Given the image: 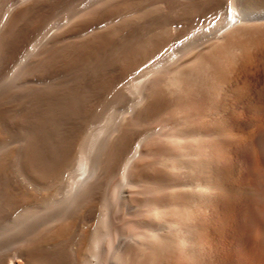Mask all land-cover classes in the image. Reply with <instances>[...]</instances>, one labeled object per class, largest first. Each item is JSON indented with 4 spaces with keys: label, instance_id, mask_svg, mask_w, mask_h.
Masks as SVG:
<instances>
[{
    "label": "bare ground",
    "instance_id": "bare-ground-1",
    "mask_svg": "<svg viewBox=\"0 0 264 264\" xmlns=\"http://www.w3.org/2000/svg\"><path fill=\"white\" fill-rule=\"evenodd\" d=\"M43 1L30 0L26 13H34ZM79 2L66 0L65 11L76 9ZM195 14L203 18L194 21ZM259 19H264V0H92L63 24L46 26L33 43L31 39L19 61L14 58L13 71L10 68L11 82L5 83L10 84L6 89L10 93H0V264H157L158 253L174 248L197 255L196 227L189 222L207 182L196 175L186 179L171 173L179 166L176 161L182 162L181 150L170 154L167 148L168 153L137 167L133 161L160 114H166L165 121L172 120L167 140L199 143L203 136L217 138L209 132L226 68L224 61L202 50L223 33ZM219 47L211 51L224 57ZM8 52L11 41L0 37V61ZM57 61L69 75L64 72L61 79L38 75L53 69ZM199 63L210 68L191 75L188 68ZM120 87L130 94L128 105L118 113L112 110L101 125L95 119L99 127L94 131L91 127L86 137L81 139L75 131L53 134L61 114L114 108L109 105L115 103ZM102 90L113 92L112 103L99 98ZM198 99L208 103L202 114L210 117L209 122L190 116L187 108ZM14 108L32 114L21 123L20 129L27 125L30 132L25 137L19 133L24 138L18 150L11 147L17 144H11L8 135ZM137 124L145 127L136 131ZM77 142L74 161L64 165L68 155L74 156L68 152ZM50 143L59 145L53 146L60 149H55L57 159L53 149L54 158L47 157ZM36 145L42 153L40 164L33 156ZM199 165L202 162L196 161L190 168ZM154 191L159 198L149 199L146 193ZM137 210L136 222L120 224V211Z\"/></svg>",
    "mask_w": 264,
    "mask_h": 264
},
{
    "label": "rangeland",
    "instance_id": "rangeland-1",
    "mask_svg": "<svg viewBox=\"0 0 264 264\" xmlns=\"http://www.w3.org/2000/svg\"><path fill=\"white\" fill-rule=\"evenodd\" d=\"M20 1L21 0H0V37L3 38V40L9 39L11 41V52H8L6 56L0 61V82L2 80L0 83V93L3 91L7 92L11 88V86H9L10 84L8 85L9 88L6 84H8L7 82H11V78L9 77H11L12 71L15 67V64L17 63V61H14V58L19 61L23 52L27 49V47H29L31 42L33 43L45 29H48L45 28L46 26L49 27L53 25H60L59 23L63 24L67 21V18L74 12V10L76 11L77 9L78 11L83 9L92 0H81L82 3L79 2L76 4V9L74 6L73 8L71 7V11L67 9V12L65 11L66 0H51V2L50 0H44L45 2L43 1L40 8L35 10L34 13H26V8L28 3H30V0H23L22 2ZM57 3L60 5L57 6ZM45 8L46 10H44ZM67 13H69V15H67ZM64 14L67 15L66 21H64ZM44 18L46 20H44ZM193 18V20L196 21L203 17L202 14H195ZM52 19H54V22ZM207 22L211 23L210 20ZM229 33L230 32L223 33L221 35L222 37H220V39L218 38L219 40L215 39L212 42V47L209 46L208 48L202 50L203 54L206 53L205 55L214 54L219 60H221V62L224 61L222 63L226 65H224L226 68L223 69L224 73H221L223 78H220L221 87L218 91L219 96L217 97V103L215 104L216 115L214 114L213 116L215 121L213 123L214 126H211V132H209L215 133L217 138L211 139L210 136H203L199 143L198 141H183L184 144L182 142L177 143L167 140L165 136L166 133L168 135L172 130V120L168 117V119L171 121L167 120V118L165 121L164 118L166 114H160V116H158L155 121L150 124V128L154 130L152 131L151 135L141 143L140 153L136 155V159L133 161V165L137 167L145 165L148 161L156 159V157L158 158L164 152L168 153V149L170 154H175L176 152L179 153L181 150L179 154L182 155V162L179 164V161H176V165L179 166H176V168L172 169L171 173L186 179L190 178L191 176L195 177L196 175L197 177L203 179L204 182L208 183H205V191L202 190L201 192V205L196 214L192 215L189 222L194 226V229L196 227V233H194V235L196 234L195 238L197 239L195 242L198 243L194 244L198 247L197 255L184 254L181 252V250L176 249V251L175 248L174 250L170 249L171 251L168 250V252H156L158 253V256L155 257L157 264H264V110L262 108V104L264 102V19L254 20L248 22L247 24L244 23V25H239L238 28L233 30L230 35ZM31 39L32 41L30 42ZM219 46L224 48V50L221 48L220 51V54L224 55V57H221V55H216V52L213 53V47L217 48ZM231 55L232 57H230ZM224 58L225 60H223ZM58 63V61L55 62L54 65L56 66H54L53 69H51L52 67L49 68L50 71L47 69L42 74L39 73L38 75L45 79L58 76V79L64 78L65 75H63V73L65 70L61 67H58ZM196 65L194 66L195 68H188V70H191L189 71L191 72V75H194L198 71L206 69L209 66L204 63L201 65L200 63ZM10 68L12 71H10ZM7 73L11 74L7 75ZM60 74H62V77H60ZM69 74L70 73H67V75ZM4 77H6L5 80ZM119 89V96H117L115 99L113 98L114 96L112 95L113 92H111V89V91L108 90L105 92V90H102L99 93V98H101V100L103 99L106 101H111L114 99L113 101L115 103H112L111 101L112 104L109 105V107H114L111 110L107 108L86 113L82 112L83 114H81V112H74L75 116L77 117H73L74 114L71 112H66V114L69 113V115L67 114L68 116L65 113L61 114L64 118L60 115V117L57 116L58 118L56 121L59 120L57 123H60L61 125L57 126L55 121V131H51L53 134L57 132L56 135L58 132L63 133V135L64 133L73 134L72 132L75 131V134L77 132L76 135L81 137V139L86 137L89 134V130L92 131L93 129H91V127H94V131L98 124L101 125L103 123L102 121H105L103 119L104 116L107 117L110 115L112 110L113 113H118L128 105L127 102L129 103L130 94L124 92L121 87ZM104 94L107 99L104 97ZM170 97L171 99H174V96ZM193 102H191L187 108L191 118L197 119L202 117L203 119V117H205V122H209L210 117L202 114V111L204 113V110L207 108V101L205 102L198 99V102L197 100ZM8 106L11 105L8 104ZM22 110H17L14 108L13 112L11 111L12 114L9 113V116L10 114L13 116L11 121L8 120V135H10L9 139L10 142H12L11 144H14V141H16L15 144H17L15 146H11L13 149H16V147L18 148L20 146L19 141H22V139L28 133L27 131L30 132V128H28L27 125L25 128L22 126L20 129L21 123L24 121V119L32 115L30 112L28 113V111H24V115ZM103 110L104 112H102ZM19 111L22 112V116ZM77 114L81 118V121H78L79 117ZM93 114L94 116H91ZM20 119L21 122H19ZM95 119L99 120H96L98 124H96ZM82 122H84V124ZM17 126H19L20 130ZM143 127H145V124L134 125L135 130H141ZM14 128H17V130L15 129L14 131ZM69 128H71V130ZM76 129L80 131H77ZM33 131L34 135H37V131H35V129ZM68 131H70V133ZM23 132L27 133H25L24 137L21 135L23 137L21 138L19 135ZM9 133H12V135L14 134L13 136H15L16 139ZM79 139L80 138H78L77 141L80 142L81 139ZM152 139H155L154 142ZM79 142H77L76 146L74 144L71 145L68 154L71 153V156H74L70 157L68 155L66 160L69 159V162L64 161V165H71V163L74 161L78 151ZM20 144L22 143L20 142ZM54 144L56 143L49 144V146H52H50L48 149L47 157H50L51 155L52 158L54 156H52L51 152L53 146H57L58 143L56 145ZM174 144L177 147H174ZM37 146L38 145H36L33 149V156L35 155V163L37 162V164H40L42 153L41 151L39 152ZM20 148L21 146L19 149ZM35 148L37 153H35ZM55 149L57 152L60 150L59 148ZM55 149H53V153L56 155L57 152H55ZM164 149L167 150L165 151ZM71 150L72 152H70ZM184 151L186 154L183 153ZM193 152H199L200 156L195 157L189 155ZM36 154H38L40 159H38ZM185 155H187V157H185ZM57 156L58 153L56 156H54L55 159H57ZM196 161L200 163L202 162V165H199L193 170L190 167L192 166V163ZM13 169H15V167H13ZM212 170L214 171L213 173ZM12 173H14V171H12ZM146 196L149 199L153 198L156 200L159 198V193L154 191L146 193ZM137 211L138 212L133 214H127L120 211V224L127 225L128 223L127 226H131L132 222H136L135 220L139 217L138 213L140 210ZM193 248L195 249V247ZM170 252L171 254H169Z\"/></svg>",
    "mask_w": 264,
    "mask_h": 264
}]
</instances>
